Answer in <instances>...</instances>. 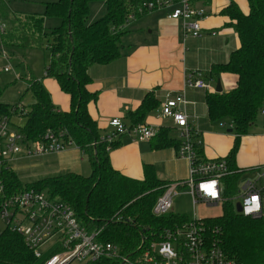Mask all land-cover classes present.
Segmentation results:
<instances>
[{
    "label": "trees",
    "instance_id": "16d2710c",
    "mask_svg": "<svg viewBox=\"0 0 264 264\" xmlns=\"http://www.w3.org/2000/svg\"><path fill=\"white\" fill-rule=\"evenodd\" d=\"M46 7L45 17L56 18L60 25L46 29L45 17L26 15L19 22L22 31L20 46L32 40L31 45L50 51V62L45 68V78L54 79L61 91L70 97L69 111H60L51 94L41 81L30 76L27 93H32L35 103L30 107L20 104L8 106L0 103V111L9 116L25 118L19 130L27 142L41 141L47 130L66 131L72 141L86 154L91 166L90 176L68 173L23 185L14 171H5L7 185L16 190L36 188L70 205L80 222L91 232L100 231V239L117 245L123 255L134 254L144 237L188 220V216L172 212L157 217L153 208L157 199L171 182L161 180L154 165L143 166V178L135 179L114 169L110 151L118 142L104 141L97 122L89 112V104L98 100V93L89 90L92 77L89 69L94 65H109L123 56V42L131 16L143 18L150 12L143 4L151 0H39ZM102 2L106 13L91 22V4ZM249 10L244 13L230 1L222 11L228 19L226 26L237 35L239 47L229 61L213 64L202 75L204 80L218 81L223 74L237 77L234 89L222 93L205 92L208 118L211 122H229L235 138L225 159L230 174L223 178L224 196L229 199L238 189L246 170L238 168L235 159L242 137L256 125L264 105V0H247ZM2 9L0 7V14ZM2 16L4 13L2 12ZM15 17V16H14ZM16 18V17H15ZM11 31L0 35V41H11ZM9 43V42H8ZM25 47V46H24ZM2 90L0 89V95ZM153 93L144 98L141 106L129 111L126 118L131 126L145 125L148 113L158 105ZM174 130L161 127L152 139L155 150L180 147L172 136ZM200 159H205L203 144L196 145ZM207 234L237 264H264V223L260 219L238 214L226 200L220 217L205 220ZM212 237V238H213ZM26 246L23 237L10 228L0 237V264H43ZM87 264H122L118 260L103 259Z\"/></svg>",
    "mask_w": 264,
    "mask_h": 264
},
{
    "label": "built area",
    "instance_id": "2783aa9c",
    "mask_svg": "<svg viewBox=\"0 0 264 264\" xmlns=\"http://www.w3.org/2000/svg\"><path fill=\"white\" fill-rule=\"evenodd\" d=\"M205 1L157 0L144 3L143 7L149 12L174 7L169 18L183 23L185 40L203 36L202 23L209 15L203 4ZM134 19L131 16L129 23ZM6 31L7 25L0 24V35ZM1 71L9 73L10 67L6 66ZM190 90L215 92L211 82L204 80L202 75L198 78L190 75L181 92L167 93L159 105L158 116L163 120H172L174 124L172 129L177 132L180 141L177 157L188 163L189 177L171 183L157 199L152 211L157 217L174 211L173 199L181 192L191 196L194 206L199 203L218 206L227 200L223 184V178L230 174L227 161L205 160L197 155L196 145L203 142L199 128L193 124L196 117L187 110L189 105H195L187 98ZM261 115L264 117V105ZM12 119V116L0 111V220L6 225L3 230L0 229V237L4 230L10 228L23 237L37 259H43L46 253L51 252L43 264H87L103 259L118 260L122 264H237L219 247L217 240L207 234L205 220L210 218L188 217L185 222L164 227L159 234L144 237L134 254L123 255L117 245L101 241L100 231L91 232L84 227L74 209L59 197L36 188L16 190L9 187L4 172L14 171V164L61 154L71 147L80 149L66 131L51 129L41 141L27 142ZM109 125L115 129L113 135L103 139L109 144L124 134L133 136L139 142L150 141L160 129L146 124L128 127L118 118L112 119ZM229 128L232 129V125ZM110 150L111 146L108 147ZM258 170L260 174L256 181L240 180L237 192L241 199L235 202V207L240 203L241 215L260 219L264 223V168Z\"/></svg>",
    "mask_w": 264,
    "mask_h": 264
},
{
    "label": "crops",
    "instance_id": "0c3cea01",
    "mask_svg": "<svg viewBox=\"0 0 264 264\" xmlns=\"http://www.w3.org/2000/svg\"><path fill=\"white\" fill-rule=\"evenodd\" d=\"M230 1H234L244 13L248 12L247 0H206L203 4L209 15L202 23L204 33L201 38L184 40L183 23L169 18L174 7L152 11L131 25V32L124 38L120 59L89 69L92 77L89 90L99 94L98 100L89 104V112L97 122L102 137L115 133L109 125L112 119L118 118L131 126L127 113L137 110L149 93H153L159 103L148 113L145 124L173 128L172 120H163L158 116L164 96L181 92L188 76L198 78L213 64L228 62L231 53L239 47L236 32L226 26L228 19L222 15ZM90 20L94 22L97 19ZM220 80L224 92L234 89L237 83L233 74H223ZM49 81L54 84L49 83L45 87L54 105L60 111H69L70 97L61 91L57 82ZM187 98L195 103L187 110L196 117L193 124L201 132L205 160L227 158L235 138L231 129L224 130L227 125L229 127V122L209 120L204 91L190 90ZM174 132L172 136L178 139L177 132ZM115 142H118V147L110 150L111 164L128 177L142 179L145 164L154 165L158 177L164 181L174 183L189 177L188 163L177 157L175 147L155 150L152 140L139 142L129 134L118 136ZM33 161H46L50 168L62 170L60 172L64 175L68 172L83 176L91 174L86 166L88 157L84 151L74 147ZM235 163L238 168L246 172L254 171L259 176L258 169L264 168V125L260 129L255 125L248 135L242 137Z\"/></svg>",
    "mask_w": 264,
    "mask_h": 264
},
{
    "label": "rangeland",
    "instance_id": "374dc122",
    "mask_svg": "<svg viewBox=\"0 0 264 264\" xmlns=\"http://www.w3.org/2000/svg\"><path fill=\"white\" fill-rule=\"evenodd\" d=\"M158 1L167 2L168 0ZM0 7L4 13V16H2V12L0 14V24H5L7 25L8 29H12L11 41L10 39H8L9 43L0 41V89L2 90V94L0 95V103L8 106H14L21 103L23 106L30 107L35 103L32 93L26 92L28 86L27 80L30 78V76H32V78L37 81H41L44 86L49 85L50 81L48 82V80L53 82L56 81L52 78H45V68L49 64L51 57L50 51L46 49V44L44 48L38 49L37 47L31 45L32 40L29 39L28 42L26 41L23 43L25 44V47L20 46L19 44L22 43V41L21 39L18 40V38L23 33L21 30L18 31L17 28L19 26V22H23L24 20V18H21L23 16L32 14L45 17L46 7L39 0H0ZM105 13L106 7L104 3L94 2L91 4V18L93 20L105 15ZM138 21L139 19H134L128 23L127 35L131 32V25L137 23ZM59 24L60 21L58 19L45 17L44 26L46 29L54 28ZM213 35H216V32ZM6 66L10 67L9 73L1 71ZM51 84L54 83H50V85ZM212 88L215 89V82H212ZM25 122V118L20 116H14L12 119V123L17 129L23 127ZM263 125L264 117L260 114L256 126H258L260 129ZM229 129L230 128L228 125L224 128V130ZM173 135H175V132ZM86 163L87 170L89 173H91V166L87 161ZM13 170L18 175L23 185L32 184L49 177L64 175V172H60L62 170L55 171L50 168L46 161H22L20 163L14 164ZM258 177V174L254 171L245 172L241 180L256 181ZM240 199V195L238 192H236L227 200L232 203L236 211L235 202L240 201ZM224 204L225 203L218 206H209L206 203H199L194 206L191 196L185 192H181L173 199L174 212L182 216L186 215L189 218H193L194 216L198 218L220 217L223 214ZM5 226V223L0 220V229L3 230ZM45 248H47V246H45ZM73 264L81 263L75 262Z\"/></svg>",
    "mask_w": 264,
    "mask_h": 264
},
{
    "label": "water",
    "instance_id": "95a60500",
    "mask_svg": "<svg viewBox=\"0 0 264 264\" xmlns=\"http://www.w3.org/2000/svg\"><path fill=\"white\" fill-rule=\"evenodd\" d=\"M222 92H223L222 82L219 79L215 86V93H222ZM235 208L237 213L240 214L242 212V207L240 203H237Z\"/></svg>",
    "mask_w": 264,
    "mask_h": 264
}]
</instances>
